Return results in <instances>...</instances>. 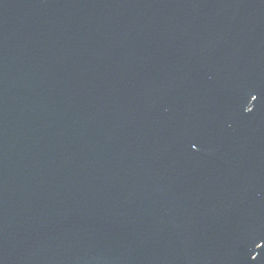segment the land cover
Segmentation results:
<instances>
[{
  "label": "water",
  "instance_id": "1",
  "mask_svg": "<svg viewBox=\"0 0 264 264\" xmlns=\"http://www.w3.org/2000/svg\"><path fill=\"white\" fill-rule=\"evenodd\" d=\"M0 264H264V0H0Z\"/></svg>",
  "mask_w": 264,
  "mask_h": 264
}]
</instances>
